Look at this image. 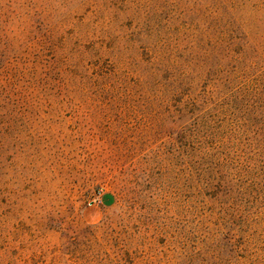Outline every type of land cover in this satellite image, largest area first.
Here are the masks:
<instances>
[{
  "label": "rangeland",
  "instance_id": "374dc122",
  "mask_svg": "<svg viewBox=\"0 0 264 264\" xmlns=\"http://www.w3.org/2000/svg\"><path fill=\"white\" fill-rule=\"evenodd\" d=\"M0 264H264V0H0Z\"/></svg>",
  "mask_w": 264,
  "mask_h": 264
}]
</instances>
